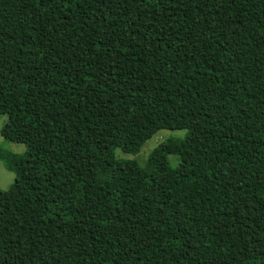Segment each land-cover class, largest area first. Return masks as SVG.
<instances>
[{"label":"trees","instance_id":"trees-1","mask_svg":"<svg viewBox=\"0 0 264 264\" xmlns=\"http://www.w3.org/2000/svg\"><path fill=\"white\" fill-rule=\"evenodd\" d=\"M0 114V264H264V0H0Z\"/></svg>","mask_w":264,"mask_h":264},{"label":"rangeland","instance_id":"rangeland-1","mask_svg":"<svg viewBox=\"0 0 264 264\" xmlns=\"http://www.w3.org/2000/svg\"><path fill=\"white\" fill-rule=\"evenodd\" d=\"M8 122V116L0 114V152H11L13 154L22 155L27 151V146L24 144L13 143L6 140L1 131L4 125ZM187 131H171L162 130L153 139L149 140L141 152L136 156L125 155L121 150H117L116 154L118 158L121 159H131L138 161L141 165H145L150 154L154 151L160 144L166 142L170 138L184 137ZM170 164L173 168H177L180 164V158L178 156L171 155L169 157ZM16 175L13 171L7 169L4 163L0 160V189L2 191H7L15 183Z\"/></svg>","mask_w":264,"mask_h":264}]
</instances>
